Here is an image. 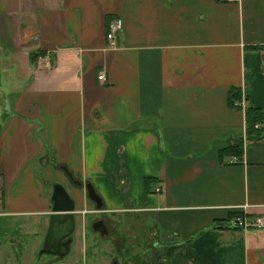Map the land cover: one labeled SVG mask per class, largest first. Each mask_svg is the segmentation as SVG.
Returning <instances> with one entry per match:
<instances>
[{
    "label": "crops",
    "instance_id": "0c3cea01",
    "mask_svg": "<svg viewBox=\"0 0 264 264\" xmlns=\"http://www.w3.org/2000/svg\"><path fill=\"white\" fill-rule=\"evenodd\" d=\"M0 50V91L8 66L24 79L1 103L0 218L45 236L60 183L77 225L123 217V264H264V229L229 225L264 217V0H0Z\"/></svg>",
    "mask_w": 264,
    "mask_h": 264
},
{
    "label": "rangeland",
    "instance_id": "374dc122",
    "mask_svg": "<svg viewBox=\"0 0 264 264\" xmlns=\"http://www.w3.org/2000/svg\"><path fill=\"white\" fill-rule=\"evenodd\" d=\"M16 68L8 66L2 73L1 80L5 93L0 91V109L5 101L9 103L11 90L16 89L18 83L21 84L24 80L18 76L19 72H16ZM13 81H16L15 85ZM90 212L94 214H88L87 225L84 227L77 225L71 251L59 261L52 253H41L49 230L45 236L38 232V226L32 223L35 221L34 218L1 217L0 264H112L114 262L123 264V261H129L132 255L126 248L128 239L123 217H117L114 221L112 217L113 220L103 214L100 215L98 210ZM100 218L108 223L111 231L105 236L90 227L94 220Z\"/></svg>",
    "mask_w": 264,
    "mask_h": 264
},
{
    "label": "water",
    "instance_id": "95a60500",
    "mask_svg": "<svg viewBox=\"0 0 264 264\" xmlns=\"http://www.w3.org/2000/svg\"><path fill=\"white\" fill-rule=\"evenodd\" d=\"M72 176V174L67 171ZM76 183L78 180L74 179ZM89 198L96 203L98 209L102 208L103 201L100 195L90 183L86 185ZM53 212L50 219V227L47 237L44 242V247L41 253H52L65 255L69 251L70 241L62 242L69 236L76 226V202L71 197L63 184L57 183L53 187L52 193ZM106 229L103 221L100 222ZM102 230V229H101Z\"/></svg>",
    "mask_w": 264,
    "mask_h": 264
},
{
    "label": "built area",
    "instance_id": "2783aa9c",
    "mask_svg": "<svg viewBox=\"0 0 264 264\" xmlns=\"http://www.w3.org/2000/svg\"><path fill=\"white\" fill-rule=\"evenodd\" d=\"M229 2H237L240 0H225ZM123 30V20L120 17L114 18L109 22V28H108V33L107 37L108 39H115L116 36L122 32ZM100 80H104L105 76L103 73L99 75ZM235 106H240V103L236 102ZM256 128H259V124L256 125ZM236 158H231L230 162L235 163ZM161 187H157L156 191L160 192ZM86 212V211H85ZM229 225L238 228V229H249L252 227H255L257 229H264V217L263 216H258L254 219H248L246 215L243 216H237L234 218H231L229 221Z\"/></svg>",
    "mask_w": 264,
    "mask_h": 264
},
{
    "label": "trees",
    "instance_id": "16d2710c",
    "mask_svg": "<svg viewBox=\"0 0 264 264\" xmlns=\"http://www.w3.org/2000/svg\"><path fill=\"white\" fill-rule=\"evenodd\" d=\"M35 55H33V60H36ZM241 90L240 89H232L229 93V103L231 105L235 106V103L238 102V100L241 99ZM246 121H247V131L251 132L253 129L256 128L257 123H262L264 121V114L262 112V109L260 108H250L247 113H246ZM223 152L227 154H235L240 156L242 154V149L239 145L233 146V147H227ZM244 213L241 211L233 212L231 215L232 218L237 217V216H243Z\"/></svg>",
    "mask_w": 264,
    "mask_h": 264
},
{
    "label": "flooded vegetation",
    "instance_id": "af4514ba",
    "mask_svg": "<svg viewBox=\"0 0 264 264\" xmlns=\"http://www.w3.org/2000/svg\"><path fill=\"white\" fill-rule=\"evenodd\" d=\"M101 221H103L105 223L107 229L104 226L101 225V223H100ZM91 226H92V228H94V230L100 232L103 236H105V235H107V234H109L111 232L108 223L102 218L94 220L91 223L90 227ZM75 233H77V223H76V226H75V230L69 236L65 237L62 240V242L70 241L68 253L71 251V247H72V244H73V241H74V234ZM126 248H128V247H126ZM67 254L61 255V254L56 253L54 255H55L56 259L59 261V260L63 259ZM113 264H116V263L114 262Z\"/></svg>",
    "mask_w": 264,
    "mask_h": 264
}]
</instances>
